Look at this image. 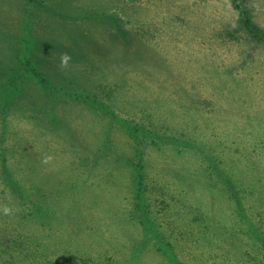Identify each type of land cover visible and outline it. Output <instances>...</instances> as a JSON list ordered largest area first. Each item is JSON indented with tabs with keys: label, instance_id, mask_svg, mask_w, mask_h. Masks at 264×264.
<instances>
[{
	"label": "rangeland",
	"instance_id": "374dc122",
	"mask_svg": "<svg viewBox=\"0 0 264 264\" xmlns=\"http://www.w3.org/2000/svg\"><path fill=\"white\" fill-rule=\"evenodd\" d=\"M0 264H264V0H0Z\"/></svg>",
	"mask_w": 264,
	"mask_h": 264
},
{
	"label": "clouds",
	"instance_id": "9594fccd",
	"mask_svg": "<svg viewBox=\"0 0 264 264\" xmlns=\"http://www.w3.org/2000/svg\"><path fill=\"white\" fill-rule=\"evenodd\" d=\"M72 59L73 58H72L70 53H68V52L60 53V56H59V61H60L59 67H60V69L67 71L71 66ZM53 159H54L53 156L45 155L42 158V163L49 164ZM2 211L5 215H9L12 213L13 209L11 207H9L8 205H4L2 207Z\"/></svg>",
	"mask_w": 264,
	"mask_h": 264
}]
</instances>
